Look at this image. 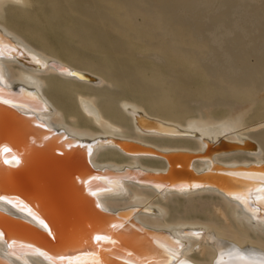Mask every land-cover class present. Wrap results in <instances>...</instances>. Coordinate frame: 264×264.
<instances>
[{"label": "bare ground", "instance_id": "obj_1", "mask_svg": "<svg viewBox=\"0 0 264 264\" xmlns=\"http://www.w3.org/2000/svg\"><path fill=\"white\" fill-rule=\"evenodd\" d=\"M218 2L0 0V264H264L262 41Z\"/></svg>", "mask_w": 264, "mask_h": 264}, {"label": "rangeland", "instance_id": "obj_2", "mask_svg": "<svg viewBox=\"0 0 264 264\" xmlns=\"http://www.w3.org/2000/svg\"><path fill=\"white\" fill-rule=\"evenodd\" d=\"M218 1H219L218 3H221V0H218ZM240 1H241V0H239V1H238V0H235V1L232 0V2H233L234 4L230 7V9H228V10H229V13H228L227 11H225L226 8H224V7H225L224 3L229 2V4H230L231 0H227V2H226V0H222V3H223V2H224V3H223V4L221 3L222 5L219 6V8H217V9L215 10L214 13H215V14L217 13V14L220 15L222 12H223L222 14H224V13L227 12L228 14L226 13L225 15H226V17L229 15V16H228L229 18H226V17H225V19L223 20V22H224L225 24L228 23L227 20L229 21L230 24H231V22H232V23H235V21H234L235 19L237 20V23H242L243 26L239 24V25H237V26L235 25V28H234L235 30H234V29H231L232 32H234V31L237 32V33H236L237 36H235V37L243 36L242 33H244L245 30L247 31V33H244L245 36H246V35L248 36V34H249V36H250V34L252 33V34H251L252 37H251V36H250V37H249V36H248V37H247V36H246V37L244 36L246 40L249 38V40H248L249 43L252 42V43L249 45V46H251L252 50H253V46H254L253 43H257V41H258V42H259L258 44H260V42H261V41H262V42H261V44H260L261 46H259V45L257 44V45H258V48H260V49H257V48H256V50H253V51L251 50V51L254 53V55L256 54L255 56H257V55H263V56H264V49H263V47H264V46H263V45H264V19H262V18H264V15H263L264 13H262V11L264 12V0H255L254 2H252V0H251V1H249V0H243L242 3H241ZM235 2H237V3L235 4ZM238 2H239L240 4H238ZM245 2H247V3L245 4ZM257 2H258V3H257ZM260 2H261V3H260ZM252 3H253L254 5H253ZM247 4H248V6H246ZM249 4H251V6H249ZM261 4H263V6H262ZM234 5H235V7H234ZM258 5H259V6L261 5L260 7H261L262 9H261L260 7L258 8ZM252 6H253V8H251ZM222 7H223L224 9H220V8H222ZM232 7H233V9H232ZM240 7H242V9H244V10H242V11L239 10V9H241ZM248 7H249V8H248ZM234 8H235L236 10H237V8H239L238 11H240V14H241V15H244V14H245L244 16H242V17H244L243 19H245V16H246V14H247L246 17H248L249 20H248V19H245V20L243 21L241 15H239V14L237 15V12H236V10H234ZM219 9H220V10H219ZM245 9H246V10H245ZM250 9H251V10H250ZM221 10H222V12H221ZM249 10H250V11H249ZM254 10H255V11H254ZM216 11H217V12H216ZM233 11H235V14H236L238 17L240 16L241 18L239 17V19H237V16H236L234 13H233V14H234L235 16L233 15V16H234V18H233V17H232V14L230 13V12H233ZM248 11H249V12H248ZM219 12H220V13H219ZM188 13L191 14L192 12L189 11ZM248 13H249V14H248ZM258 13H259V14H258ZM230 14H231V16H230ZM261 14H262L263 16H262ZM251 15H252V16H251ZM188 16H189V15H188ZM240 19H242V21L245 22V23H243ZM257 19H258L259 21H257ZM188 20H189V22H191L190 24L194 27V25L196 24L197 21L192 20V19H190V18H189ZM192 21H194V22H192ZM225 21H226V22H225ZM240 21H241V22H240ZM205 23H206V24L203 25V31H205V29L208 30V29H209V26L217 25V23H216V24L211 23V22H205ZM210 23H211L212 25H211ZM229 23H228V24H229ZM248 24H249L250 26H249ZM207 25H208V26H207ZM204 27H205V28H204ZM213 27H214V26H213ZM236 27H237V28H236ZM241 27H243V28H241ZM245 27H246L247 29H246ZM231 28H232V27H231ZM243 29H244V30H243ZM239 30H240L241 32H240ZM248 31H249V32H248ZM252 31H253V32H252ZM256 31H257L258 33H257ZM255 32H256V33H255ZM215 33H216V32H215ZM234 34H235V33H234ZM253 34H254V35H257V37H256V36H253ZM260 35H261V36H260ZM259 36H260V37H259ZM253 37H254V38H253ZM60 38L63 39V40H66V41H71L72 44L77 43V42H75V41H76L75 39L72 40V39L64 38L63 36H60ZM251 38L253 39V41L251 40ZM258 38H260V39L258 40ZM254 39H255V40H254ZM260 40H261V41H260ZM257 45H255V46H257ZM247 47H248V46H247ZM261 47H262V48H261ZM249 49H250V48H249ZM261 49H262V51H259V50H261ZM258 52H260V53H258ZM257 53H258V54H257ZM251 58H252V57H251ZM251 60H254V58L251 59ZM244 106H246V105H244Z\"/></svg>", "mask_w": 264, "mask_h": 264}, {"label": "water", "instance_id": "obj_3", "mask_svg": "<svg viewBox=\"0 0 264 264\" xmlns=\"http://www.w3.org/2000/svg\"><path fill=\"white\" fill-rule=\"evenodd\" d=\"M5 40V38H2V35L0 34V41H4ZM7 42V41H6ZM8 44H10V48H15L14 46H13V44H11L9 41L7 42ZM33 93V92H32ZM17 115H19L20 117L22 116V117H25L26 119H31L32 121V123H34L35 121L33 120V117L32 116H29V117H26V116H23V115H21V114H17ZM63 133L62 132H59V134L58 135H62ZM53 137H55V135L54 134H52V136L49 138V139H51V138H53ZM217 145V144H216ZM219 145H221V144H218L217 146H219ZM232 145H234V144H232ZM35 147H38V146H35ZM207 151L208 150H205L204 152H203V155H205L206 153H207ZM139 155H141V154H139ZM149 156H154V155H149ZM200 160H208V159H200ZM83 163H84V165H85V167H86V170L84 171V172H79V173H83L85 176H83V175H78V176H80V177H86V176H90V175H95V174H98V170H96V169H93L92 168V166H91V164L89 163V161H88V158L86 157H84V160H83ZM214 167H215V165H212V171H205V172H202V173H199L198 174V176H203V175H207V174H217V175H223L224 177H227V175L226 174H224V173H220L219 171H215L214 170ZM251 167H254L253 165H250V166H248V169L249 168H251ZM169 171V170H168ZM101 172H104V170H101ZM76 173L77 172H74V171H71L70 173H68L67 174V177H68V179H67V181H65V182H63V181H61V183L59 184L60 185V187L61 188H63V187H67V189H68V191L71 189V188H74V189H76V188H82V185H77L76 184V182H75V179H76ZM229 177V176H228ZM232 179H233V177H231ZM68 185V186H66V185ZM243 184V183H242ZM241 184V185H242ZM212 185V184H211ZM221 186V185H220ZM80 188V189H81ZM83 193V192H82ZM84 194V193H83ZM74 204V203H73ZM93 204V206L95 207V204H94V202L92 203ZM128 211V212H127ZM136 211V210H135ZM98 212L101 214V215H104V216H106V217H119V216H122L125 212H127V213H129V214H131V212H134L133 210H120V211H115V212H107V213H104V212H101L100 210H98ZM0 216H2V214L0 213ZM15 223H17V224H20V225H22V226H25V228L27 227V228H30V229H34L31 225H29V224H27V223H25V222H23V221H21V220H19L18 218H14V220H13ZM112 224H114V223H112ZM111 224V225H112ZM163 235H165L164 233H162ZM93 239L94 238H92V240H90V242L92 241L93 242ZM20 243V244H23V245H27V246H31V247H33V248H35L34 246V244L32 245V243L31 244H29V243H24V242H21V241H17V240H10L9 241V243ZM48 243V242H47ZM59 260H62L63 258L62 257H60V258H58ZM109 264H118V263H114L113 261H110V263Z\"/></svg>", "mask_w": 264, "mask_h": 264}, {"label": "snow or ice", "instance_id": "obj_4", "mask_svg": "<svg viewBox=\"0 0 264 264\" xmlns=\"http://www.w3.org/2000/svg\"><path fill=\"white\" fill-rule=\"evenodd\" d=\"M96 239L99 241V240H101V239H102V237H100V236H97V237H96Z\"/></svg>", "mask_w": 264, "mask_h": 264}]
</instances>
